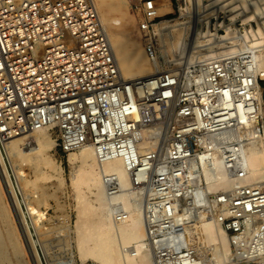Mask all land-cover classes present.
<instances>
[{
  "label": "built area",
  "instance_id": "2783aa9c",
  "mask_svg": "<svg viewBox=\"0 0 264 264\" xmlns=\"http://www.w3.org/2000/svg\"><path fill=\"white\" fill-rule=\"evenodd\" d=\"M135 2L154 63L161 11L173 0ZM218 22L215 34H226ZM261 25L253 35L252 22L233 23L235 37L213 56L192 46L185 65L126 81L95 0H0V156L9 139L40 129L62 158L92 146L100 163L123 161L128 189L102 175L109 211L126 219L123 193L140 204L155 264H204L188 230L210 222L227 233L226 264H264V182L246 183L250 147L264 150ZM216 163L231 187L211 193Z\"/></svg>",
  "mask_w": 264,
  "mask_h": 264
},
{
  "label": "bare ground",
  "instance_id": "6f19581e",
  "mask_svg": "<svg viewBox=\"0 0 264 264\" xmlns=\"http://www.w3.org/2000/svg\"><path fill=\"white\" fill-rule=\"evenodd\" d=\"M202 1L193 0L190 40L188 37L189 23L174 26L170 24V21H161L157 26L162 53L164 56L170 54L173 57H175V53H178L180 58L175 60L177 66L185 65L189 61V57L183 58L187 46L188 51L192 46L193 49L208 46L206 56L211 57L214 54L213 48L215 45L222 46L235 37V31L231 27L232 24L220 25L225 30L226 34L224 35L212 33L209 30L210 20L209 22L202 20L204 17L200 13L203 5ZM224 1L210 0L209 6L212 7V5L216 6L219 4L222 6ZM95 2L105 28L106 25L117 24L116 20L110 18L114 8L109 0H96ZM226 3H230V6L224 9H218L217 7L209 9L211 11L210 17L217 18L219 13L229 12L231 21L241 19L243 24L247 25L256 20L257 24L262 23L264 25V0H227ZM235 7L237 8L236 10L233 9ZM164 11H161V14ZM186 11H189V9L187 8ZM234 15L236 17L233 18ZM242 15H252L251 20L249 22L246 19L244 20L245 16L237 17ZM202 23L207 25L206 31L201 30ZM180 26H183L179 33L180 38L176 39L174 37V29ZM261 33L262 30L260 28L252 32L253 35H260ZM107 34L124 80L142 79L164 71L159 60L154 63L139 65L140 63L138 62L140 61L136 57L129 56L124 62L125 49L123 44L119 38L112 40L108 31ZM245 37H250L248 31ZM187 40H189V43H187ZM165 45L174 50L166 52L164 50ZM261 64L264 68V56ZM128 67L131 68L133 73L128 75L129 77L127 78L124 69ZM144 68L147 69L144 70ZM28 145L30 147H27ZM55 146L56 142L48 129L28 132L25 135L11 138L6 142L5 155L2 154V157L0 156V218L6 221L7 226L12 225L13 218L11 219L9 215V212H11L17 221L21 236L19 237L16 234L17 229L15 228V231L12 226L7 230L6 242H1L0 240V264L3 262L4 256L2 254L6 245L12 248L16 258H22L24 264H30V260L34 264H44L40 251L46 257L48 242L40 240L38 229L36 228L39 225L37 226L35 223V217L39 215V212L30 213L31 207L30 209L28 208L26 199L29 198L31 200L32 198L30 199V197H35L28 195L27 191L38 187L40 181H56L60 187L65 186L64 170L50 155V151ZM67 158L68 164L72 169L70 185L77 213L74 229H69L68 231L72 235L70 241L72 244L70 246H72L74 251L72 257H70L71 264H87V262H92L93 264H155L153 255L144 247L146 230L144 216L140 211V204L133 199V196L123 193L119 200L125 205L127 210L126 219L116 222L109 211L102 175H116L123 187L128 189L130 179L123 161L121 159H112L100 163L96 157L95 150L89 145L70 153ZM247 166L246 183L256 184L264 182V150L259 144H253L250 147ZM215 169L217 174L212 173L207 176L210 192L216 193L230 189L231 182L223 172L221 164L216 163ZM19 181H21V185H19ZM33 202L37 203L34 200L32 205H34ZM188 236L196 252L203 256L204 264L205 255L208 253L213 255L211 260V262H215H212L213 264L226 263L230 252L229 240L227 233L220 224L210 222L193 225L188 230ZM27 258H30V260L28 261Z\"/></svg>",
  "mask_w": 264,
  "mask_h": 264
},
{
  "label": "rangeland",
  "instance_id": "374dc122",
  "mask_svg": "<svg viewBox=\"0 0 264 264\" xmlns=\"http://www.w3.org/2000/svg\"><path fill=\"white\" fill-rule=\"evenodd\" d=\"M203 1H202L203 3L202 9H200L201 16L204 17L202 20H206V22H209V20L212 19L210 31H212V33H215L214 31L215 17L213 16L210 17L211 11H209V9H211L212 7H217L218 9L219 8L224 9L230 6V3H226L227 0H225L222 5L223 7L221 6V4L216 5V6L212 5L211 7L209 6L210 0H203ZM109 2L114 8V12L111 13L110 18L116 20L117 24L106 25V28L112 40H114V38H119L120 42L123 44L124 49H125L123 61L125 62L126 59L129 56H131V57H136V59L140 61L138 62L140 63L139 65L148 64L149 62L146 60V57L143 51L142 42L137 35V24H136L137 14H136V9H135V3H136L135 0H109ZM164 4H167V2L164 1ZM192 7H193V0H175V1L173 0L172 9H168V10L164 9L165 11L161 15L167 14V16L162 18L160 21H170V24L174 26L180 25L182 23H189L188 24V27H189L188 37L190 40V35H191V24L190 23L192 21L191 19ZM187 8L189 9V11H186ZM233 9L236 10L237 8L235 7ZM243 16H245L243 19L244 20L246 19V21L249 22L251 20L252 15H242V16H237V17H243ZM217 17H219L218 23L220 25L223 21H225V25L233 24V23L243 24L241 19H237L236 21H231L229 12H221L218 14ZM234 17H236V15H234L233 18ZM252 23H253L255 30H258V28H260L263 31V28H262L263 26L261 24H257L256 20H254ZM180 27H178L177 29H174L175 31L174 37L176 39L180 38L179 33L183 26H180ZM201 30L202 31L207 30V25L205 23L201 24ZM220 35H224V33H221ZM187 43H189L188 40H187ZM166 46L167 45H165L164 47V50L166 52L167 51L170 52L174 50L171 47L169 46L166 47ZM127 48L129 49V51L131 50V52H129ZM175 54H176L175 57H173V55H170V54L164 56L161 50L160 43H159L158 60L161 63L164 70L169 69V68L179 67L177 66V62L175 60L180 57L178 53H175ZM190 54L191 53H189L188 46H187V48H185L183 58L190 57ZM129 68L130 67L127 68L128 70L126 68L124 69L126 72L127 78L129 77L128 75L133 73L131 68L130 69ZM147 68H144V70ZM263 103H264V95H263ZM52 137L55 140V136L53 134H52ZM27 147H30V145H28ZM50 155L58 163V165H60L64 170V178L66 182L65 186L60 187L56 181H48V180L40 181L38 183V187L28 189L27 191L28 195L30 194L35 197H30V199L32 198L31 200H29V198L26 199V204L28 205L29 209L31 207L30 213L31 212L33 213L34 211L39 212L38 213L39 215H36L37 218L35 217V221H36L35 223L37 226L39 225L38 226L39 228L36 227L38 230L37 229L36 230L38 231L40 240L48 242L47 248H46V257L42 256L43 262L44 260H47V264H71L70 257H72L74 251L72 249V246H70L72 244L70 243L72 235L68 233V231L69 229H72V230L74 229L75 221L77 219L74 195H73V191L70 185L72 169L68 164V158H62L60 154L56 152L55 147L54 149L50 151ZM19 182H20L19 185H21V181ZM34 200L37 203L33 202L34 205H32V201ZM7 207L9 209L8 205ZM140 211L142 213L141 209ZM9 213H10L9 214L10 218L11 219L13 218L12 225L10 224L9 226H7L6 221L0 218V222H1L0 223V240L1 242H4V241L6 242L7 230L11 226L12 228L14 227L15 231L17 229L16 234L19 237L21 236V232L19 230V227L17 225V221L14 215L11 212ZM35 240H36V237H35ZM24 245H25V242H24ZM2 255L4 257H3V262L1 264H24L22 258L20 259L16 258L10 246L6 245ZM212 259H213V255H211L210 253L206 254L205 264L206 262L207 264L215 263L213 261H212L213 263L211 262ZM29 260L30 258L28 259V261ZM208 261L211 263H209ZM30 264H34V263H32V261L30 260ZM44 264H46V262H44ZM87 264H93V263L87 262Z\"/></svg>",
  "mask_w": 264,
  "mask_h": 264
}]
</instances>
